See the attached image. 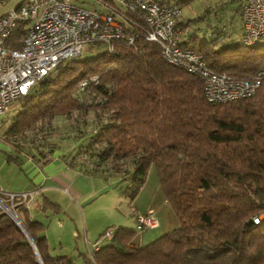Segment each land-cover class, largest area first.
Segmentation results:
<instances>
[{
	"label": "trees",
	"instance_id": "1",
	"mask_svg": "<svg viewBox=\"0 0 264 264\" xmlns=\"http://www.w3.org/2000/svg\"><path fill=\"white\" fill-rule=\"evenodd\" d=\"M233 1L230 10L241 17L243 0ZM122 11L128 19L122 24L136 36L133 45L121 40L111 52L60 63L18 101L4 133L22 138L43 132L42 123L50 119L93 113L90 126L69 127L74 158L89 174L128 181L122 193L132 202L151 165L156 167L179 227L143 246L135 243L137 230L109 227L94 244L91 264H264L263 92L232 103L208 102L200 77L166 62L159 45L144 39L140 13ZM20 36L17 30L13 38ZM186 37L180 45L192 43L218 73L250 79L264 68V45ZM83 81L89 83L81 90ZM44 140L28 142L43 155L53 150ZM18 208L43 264H75L68 255L54 256L45 226L24 218L27 207ZM109 230L112 239L100 245ZM0 264H41L24 231L1 210Z\"/></svg>",
	"mask_w": 264,
	"mask_h": 264
},
{
	"label": "built area",
	"instance_id": "2",
	"mask_svg": "<svg viewBox=\"0 0 264 264\" xmlns=\"http://www.w3.org/2000/svg\"><path fill=\"white\" fill-rule=\"evenodd\" d=\"M10 1L0 0V117L60 63L81 57L86 45L100 44L110 52L121 40L133 45L136 36L122 24L128 21L122 9L140 13L145 23L144 39L159 45L166 62L203 80L208 102L232 103L253 97L259 91L264 95V68L250 79L237 78L211 69L193 46L182 47V10L167 1L112 0V5L97 0L105 9L98 11L70 0H24L18 7L1 11ZM241 17V42L248 47L264 45V0H243ZM17 30L21 36L13 38ZM88 83L81 82L80 89L84 90ZM34 196L35 192L18 194L0 190V206L7 205L14 212L16 205L30 208ZM254 221L259 222V218ZM158 226L152 210L136 217L139 232ZM113 235V230H109L103 238L109 241ZM89 256L92 258L91 252Z\"/></svg>",
	"mask_w": 264,
	"mask_h": 264
},
{
	"label": "rangeland",
	"instance_id": "3",
	"mask_svg": "<svg viewBox=\"0 0 264 264\" xmlns=\"http://www.w3.org/2000/svg\"><path fill=\"white\" fill-rule=\"evenodd\" d=\"M70 2L86 8L98 11L101 10V5L98 4L97 0H70ZM23 3L24 0H11L1 9V11L5 12L10 8L18 7ZM204 5L208 7V18L201 20L196 19L187 23V19H192L197 15L202 14L204 11V8L202 7H204ZM181 10V20L187 23L182 25L183 31L186 35L196 33L200 35V38H217L221 45L230 44L231 42L237 43V41H239L240 29L238 17H234L228 6L222 7L221 2L218 0H193L190 5L181 6ZM207 23L210 24L207 28L208 32L206 31ZM213 32H215V34H212ZM104 50H106V47L103 45L97 47L86 45L81 57H93ZM18 109L19 106L15 105L4 116L0 117V138H2V140L5 138V141L0 140V168L3 169L0 171V185L4 187V192L6 193L10 188L24 187V183L28 181L25 177V173L21 172L22 167L16 165L15 161L17 159H13V161L9 162L10 155L14 154V156H20L22 161H27L25 153L21 154V152L17 150L22 149L29 151L33 149L34 147H30L32 145L28 142L29 139L38 136L40 141L44 142V138L46 137L50 147H57V144L55 143L64 141L63 137L68 138L70 135H73L68 134V131H70L69 127L76 122L82 127L85 125L90 126L94 117L92 115L93 113L87 117L79 116L77 113H74L71 118L56 117L42 123L43 125L40 130L44 129L43 132L38 134L36 132H27V135H24L22 138L14 139L16 137L15 135H8L4 132ZM69 133L72 132L70 131ZM2 145H4V147ZM10 150H13L12 153ZM33 150L36 151V149ZM83 173H86L87 176L90 175L86 172V168ZM90 178L92 179L83 181L82 186L89 191V194H93L94 197L88 205H83L82 202L79 201L77 203L79 206H77L78 212L72 211V208H67V206L66 208L64 206L63 210L61 209L60 211H57L50 204L43 209H37L34 205L28 209V207L24 205L27 207L29 215L32 216L34 220L42 222L46 226L45 235L48 239L49 249L54 256L68 255L75 264H91L89 262L87 248L89 247L92 251L93 243L99 239L101 233L106 229L109 227H125L137 230L133 221V214L135 213L136 207H139L140 205L147 206L154 203L156 206L158 205V207H160L157 216L162 221L163 225L157 230L151 231L154 235H151L148 239H152L153 237L154 240L179 227L177 216L172 207L165 201V195L161 188L157 170L154 165H151L149 168L145 183L133 202L129 197H126L122 193L129 185L128 181L119 182L120 180L118 178H116L115 181H110L98 175ZM9 193L20 194L26 192L11 191ZM44 196L47 197L49 195L45 193L44 195L38 196V200H40L41 204L40 206L44 205ZM49 198L54 199L56 197L50 194ZM15 207H18V205ZM0 210L4 212V206H0ZM10 211L17 216L19 214L23 219L22 208L16 209V212L12 211V209ZM121 223L124 225L118 226ZM141 234V232L136 234V244H139L138 242L143 236L148 235L146 232L142 235ZM87 239L89 242L86 241ZM107 243L108 241L106 240L99 241V244L102 246Z\"/></svg>",
	"mask_w": 264,
	"mask_h": 264
},
{
	"label": "crops",
	"instance_id": "4",
	"mask_svg": "<svg viewBox=\"0 0 264 264\" xmlns=\"http://www.w3.org/2000/svg\"><path fill=\"white\" fill-rule=\"evenodd\" d=\"M166 1L173 3V4H175V3L181 4V6H187V5H190L193 0H191L187 3H185V2L182 3L181 0H166ZM209 1H213V0H209ZM218 1L221 2L222 7L228 6V8H232V6L235 5V2L233 0H218ZM202 8H204V11L202 12V14H199V15L196 14L197 16L192 18V19L202 17L204 13L209 15V12H207L208 7H206V5H204V7H202ZM101 10L105 11V9L102 6H101ZM234 17H238V20H239V29H240L239 41H241L242 18L239 15L236 16L235 14H234ZM207 18H205V19H207ZM192 19L191 18L187 19V21L191 22L190 20H192ZM180 22H183V21L181 20ZM209 26H210V24L207 23L206 24V31L207 32H208L207 28ZM187 35H189V34H187ZM187 35L183 31V33L180 37V41L181 42L185 41L187 39V37H186ZM196 35H198V34H196ZM199 37H200V35H199ZM203 38H206V37H203ZM189 40H191V38ZM192 40H194V39H192ZM239 41H237V42H239ZM215 44H217V43H215ZM191 45H193V44L191 43ZM63 139H64V141H61L60 143H58V142L55 143V144H57V147H52L53 148L52 151H50V149H46V152H44L43 155L39 154L38 152H36L33 149H31L29 151L28 150L27 151L26 150L20 151L21 154L25 153V155L27 157L26 158L27 161H22L20 156H16V155L14 156V154L9 156V162L13 161V159H17L15 161L16 165L22 167L21 172L25 173V177L28 179V181L26 180L27 182L24 183V187H22V188H10V190L12 192H35L34 200L32 201L31 206L34 205V206H36L37 209H39V208L43 209L47 205L50 204L57 211H60L61 209L63 210L64 206H65V208L67 206V208L71 207L72 211L78 212L79 206L77 205V203L79 201L82 202L83 205H88L92 201V198L94 197L93 194H89V191L85 187L82 186V182L89 180V179H92L90 177H94L97 174H94V175L90 174L89 176H87L86 173H83L85 168L80 166L79 160H76L74 158L75 147L77 145L75 143H71L72 140L69 138L66 139L65 137H63ZM2 146L4 147V145H2ZM0 147H1V144H0ZM12 151L13 150H10L11 153H12ZM17 151H19V150H17ZM2 170L3 169L0 168V171H2ZM98 176H100V175H98ZM100 177H102V176H100ZM115 179H116V177H112L109 180L115 181ZM0 190L3 192L5 190L2 185H0ZM10 190L7 192H11ZM45 193H47L49 196L51 194V195L55 196L56 198L50 199L49 196H47V197L44 196V198H45L44 205L40 206L41 204H40V200H38V196L44 195ZM166 203H167V201H166ZM159 208L160 207H158V205L156 206L154 203H151L147 206H141L140 205L139 207H136L135 213L133 214V221L135 223L136 229H137L136 217L139 214H143V213L148 212L149 210H152L155 212V215L158 219V224H159V226L155 229H147L145 231H141L142 234L144 232H146V234H148V235L143 236L139 240L138 243L140 245H143V244L145 245V244L149 243L151 240H153V237H152V239L151 238L148 239L151 235L152 236L154 235V233L151 231L157 230L158 228H160L163 225L162 221L157 216V214L159 212ZM24 218H26V219L30 218V220L36 221L33 219L32 216L29 215L28 212L24 213ZM37 222H39V221H37ZM122 222H126V221H122ZM40 223H42V222H40ZM113 224H115V223H113ZM120 225H124V224L121 223L118 226H120ZM113 226H116V225H113ZM45 230H46V226H45ZM44 234H45V231H44ZM135 240H136V238H135ZM86 241L89 242L88 239ZM47 242H48V239H47ZM95 242H97V240ZM95 242L93 243V245L95 244ZM139 244H137V245H139ZM93 245H92V249H93ZM87 250H88V254H89V252H92L89 247L87 248Z\"/></svg>",
	"mask_w": 264,
	"mask_h": 264
},
{
	"label": "water",
	"instance_id": "5",
	"mask_svg": "<svg viewBox=\"0 0 264 264\" xmlns=\"http://www.w3.org/2000/svg\"><path fill=\"white\" fill-rule=\"evenodd\" d=\"M4 210H5L4 213L8 214L11 217V219L24 231V233L26 234L28 240L30 241V243L32 244V246L34 248L40 263L43 264V262L41 260V257H40V255L38 253L37 247H36L34 241L32 240L30 234L28 233V230L24 226V224L20 221V219L18 218V216L15 213L10 211V209H9V207L7 205H4Z\"/></svg>",
	"mask_w": 264,
	"mask_h": 264
}]
</instances>
